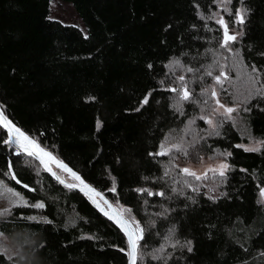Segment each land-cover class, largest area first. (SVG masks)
Instances as JSON below:
<instances>
[{
	"label": "trees",
	"instance_id": "16d2710c",
	"mask_svg": "<svg viewBox=\"0 0 264 264\" xmlns=\"http://www.w3.org/2000/svg\"><path fill=\"white\" fill-rule=\"evenodd\" d=\"M53 1L0 0L4 114L140 224L137 264H264V145L237 147L242 125L264 140V96L256 94L264 91V0H231L222 12L239 35L236 67L220 46L219 0H61L73 6L83 28L54 19ZM223 70L229 74L222 97L239 108V124L219 116L216 129L208 130L200 119L203 133L184 155L230 153L214 198L175 167L176 159L156 153L170 132L184 131L191 117L207 112L212 99L204 91ZM182 84L196 89L194 100L205 109L193 97L177 104ZM6 140L0 127V180L29 206H13L0 218V231L22 253L0 255V264H128L121 231ZM9 165L32 191L12 180Z\"/></svg>",
	"mask_w": 264,
	"mask_h": 264
},
{
	"label": "rangeland",
	"instance_id": "374dc122",
	"mask_svg": "<svg viewBox=\"0 0 264 264\" xmlns=\"http://www.w3.org/2000/svg\"><path fill=\"white\" fill-rule=\"evenodd\" d=\"M219 3H220V5H219L220 12L217 13L218 14L217 15V21L220 19H223L228 26L229 33L231 35H235L236 40H237L238 36H239L238 32L236 30L232 29L228 25V22L225 19L224 14L222 13L224 10L227 9V3L228 2H226V0H219ZM52 17L56 20H59L63 24L73 25V26H78L80 28H83L82 22H81L79 16L77 15L75 9L73 8V6L69 3L64 2V1H61V0H54L53 1ZM220 27H221V25H220ZM221 29L223 30L222 27H221ZM235 41L230 43V45H229V49H231V50L228 49V51H230L232 54V59H231V63H230L232 67H236L240 63L238 55L235 51V46H234ZM174 64H176V63H174ZM191 72L192 71H189V73H191ZM222 72L225 75L229 74V72H226V70H223ZM197 74H198V72L194 71L193 77L196 78ZM219 74H220V72L218 74H216V76H218ZM181 76L184 77V80H189L188 76H184L183 74H177L178 78ZM215 77H214V80H215ZM221 81H223V77H221ZM213 82L214 83L208 85L204 91L205 95L207 96V99H212V103L208 107L207 112L200 114L198 117H191L189 120L194 121V123L189 124V122H188V125L186 126L184 131L183 130L181 132L177 131L176 133L170 132L165 137L163 143H167L169 147H171V144H173V143H180L181 144V147H182L181 152L172 151L169 155H167L169 157L170 161L172 162V160L176 159L174 165H175V167H178L181 170L183 168H188L190 171L195 172L196 175H198V176L204 177L206 175L207 176L206 179H201V180H195L194 179L192 182L199 189L205 191L209 196L216 198L220 194V192H219L220 188L219 187H220L221 182L223 180V176H220L218 174V171L213 172V171H209V169H217L218 170L221 164L228 165L227 164V157L225 155H221L222 154L221 152H217L213 156L200 155L196 158L193 156L190 159H186L184 157V155L186 156L188 151H190V149L194 145V143H193V144H191V146L188 149H186L188 147L187 143H189L191 140H193V138L196 135H198L199 133H203V130L200 126L202 123L201 122L202 120H200L201 117L204 118L203 119L204 121L209 120V119L212 121L211 125H209L207 123L208 124V130H215L216 129L217 119L219 116L220 117H226V118L229 117L239 124V120H238L239 108L236 105H234V106L228 105L225 97H222L221 91H222V87L224 84L223 83L217 84L215 81H213ZM183 86H186L188 88L189 92L191 93V97H193L192 101L196 105H199V107H201L202 109H205V106H203V104H200L199 102L194 100L195 95H197L196 94L197 91L192 85L182 84L180 86V90H179L178 94L180 95V92H182ZM213 90L217 93L216 97L211 96V92ZM217 100H219L220 103L223 104L225 107H231L235 110L231 113V115L226 114L224 112V109L219 107V105L217 104ZM189 102H190V100L183 101V100H180L179 98L177 100V104L184 103L186 105ZM186 133H192V135L190 137L186 138L184 136V134H186ZM241 134H242V142L239 145H241L242 148H245V147L258 148L259 150H261L262 146L264 145V140L257 139L253 135H251V133L245 128L244 125H242V127H241ZM189 155L192 156L191 154H189ZM224 171L226 172L227 168ZM0 183H3L4 185L11 187L4 180H0ZM11 188L14 191L22 194L17 189H14L13 187H11ZM23 197H24V195H23ZM13 199L14 198H12L10 196L7 198H4V199H0V213H5L6 209L10 210V208L13 207V204L9 202ZM2 216L3 215H0V218ZM3 249H7V252L4 255H6L8 258H13L16 256H20L22 254L19 245L12 242L4 233H2L0 231V250H3Z\"/></svg>",
	"mask_w": 264,
	"mask_h": 264
},
{
	"label": "snow or ice",
	"instance_id": "6c2138e0",
	"mask_svg": "<svg viewBox=\"0 0 264 264\" xmlns=\"http://www.w3.org/2000/svg\"><path fill=\"white\" fill-rule=\"evenodd\" d=\"M226 2L230 3L231 0H226ZM236 16H237L238 22L242 24L244 22V18H243V15H241V12L237 11ZM217 23H219L221 25V27L223 28V36H222L223 42L221 43L220 46L223 48L229 49L230 43H232L236 40V36L231 35L229 33L228 26L223 19L218 20ZM229 50H231V49H229ZM188 71H192V69L189 68ZM252 72L257 74L256 82H258L259 72L254 65L252 66ZM207 75L211 76L212 73L208 72ZM221 77H223L224 80L228 79V76L225 75L223 72H221L218 76L215 77V82L217 84H222ZM179 79L181 82H183L184 77L181 76V77H179ZM249 79H253V77L250 75ZM262 88H264V85H262ZM171 91L177 92L178 89L173 88V89H171ZM256 94L264 96V91L257 89ZM250 95H251V93H250ZM211 96L216 97L217 93L213 90L211 92ZM179 99L183 100V101H188V100L192 99L191 93L189 92V90L186 86H183V90H182V92H180ZM204 102L207 103V101H204ZM145 103H147V100H145ZM217 104L219 105V107L223 108L224 112L228 115H231V113L235 110L231 107H225L223 104L220 103L219 100H217ZM178 110L181 111V114H182V109H178ZM201 119H204V118L201 117ZM205 122L208 123L209 125L212 124V121L210 119L206 120ZM191 123H194V121H189V124H191ZM0 125L7 128L9 133H14L16 136L15 141H7L6 140V141H4V143L19 144V146L24 150V152L28 156L39 159L42 164H45V170L50 171V169L47 167L46 161L44 160V157H48V159H50V160L53 159L49 153L44 152L43 149H41L39 147V145H37L34 141L30 140L23 132L20 131V129L15 128L11 124V122L8 121L7 118L3 116L2 113H0ZM237 147H241V145H237ZM159 148H160V150L156 153V155H159V156H167L172 151H176V152L182 151V147H181L180 143H173V144H171V147H169L167 143H162V144H160ZM244 150L245 151H258L259 149L258 148L245 147ZM221 155H230V153H222ZM56 164H57V167L61 168L63 171L70 173V175L73 177V179L79 181L80 184L83 185L82 190H86L87 193H91L94 196L100 195L99 193L95 192L94 189L90 188L87 184H84L83 180H81L80 177L78 175H76L75 172H72V170L70 168H68L66 165H64L58 161L56 162ZM227 167H228V165L221 164L218 170L217 169H209V171H213V172L218 171V174L220 176H224L225 175L224 170ZM181 171L187 176H192L195 180H201V179L207 178L206 175L204 177L196 175L195 172L190 171L188 168H183ZM9 173H11V165H9ZM52 175L56 176L55 173H52ZM165 175H167V172L165 173ZM12 179L16 180L14 173H12ZM56 179L59 180L60 183H62V184L64 183V181L60 180V178L58 176H56ZM16 182L20 183L19 180H16ZM65 186L69 187V188L75 187V185H65ZM24 187H27V185H24ZM28 190L32 191L33 189L29 188ZM144 191H146V189ZM148 194L152 195L151 192H149ZM157 194L161 195V196L164 195L163 192H160ZM9 196L14 198L13 200L9 201L10 203L13 204V206H22V207L29 206L28 201L23 197L22 194L14 191L11 187H8V186L4 185L3 183H0V199L7 198ZM260 196L264 197V188H262L260 190ZM101 199H103V197H101ZM262 202H264V201H262ZM93 203L96 204V206L98 208H100V205L98 203H96L95 200H93ZM104 204H106L109 209H112V205L109 204L107 200H104ZM32 207L37 208V209H42L44 207V205L42 203H36V204H33ZM100 210L102 212H104V214L106 216H108V218L110 220H114V222L117 223V225L120 227L121 231H123L124 235L127 237V250H126L125 254L128 258V264H137L138 259H143V253L139 252V249L141 247L139 242L144 239V229L141 228L140 224L138 222H136L134 220V218H133L132 223H130L128 220L123 219V217L120 213H114V214L110 215L108 212L104 211L103 208H100ZM8 211L9 210L6 209L5 213ZM128 211L130 212L131 209H128ZM5 213H0V215H4ZM31 219H35V217H32ZM44 222L47 223L49 221L45 220ZM133 223L135 224V227H132ZM162 250L163 249H156L155 251H162ZM190 250L191 249L189 248V251ZM121 251H125V250L121 249ZM6 252H7V249L0 250V255H4ZM150 255H152V254L150 253ZM158 258L159 257H156L155 255H153V259H158Z\"/></svg>",
	"mask_w": 264,
	"mask_h": 264
},
{
	"label": "water",
	"instance_id": "95a60500",
	"mask_svg": "<svg viewBox=\"0 0 264 264\" xmlns=\"http://www.w3.org/2000/svg\"><path fill=\"white\" fill-rule=\"evenodd\" d=\"M0 113H2L3 114V116L4 117H6L7 118V120L8 121H10L11 122V124L15 127V128H18L5 114H4V112L2 111V109H1V107H0ZM0 127H2L6 132H7V135H8V138H9V140L10 141H15L16 140V136H15V134L14 133H9V131H8V129L7 128H5V127H3L2 125H0ZM18 129H20V128H18ZM20 131L21 132H23L21 129H20ZM24 133V132H23ZM30 140H32V141H34L37 145H39V147L41 148V149H43V151L44 152H47V153H49L50 155H51V157L53 158V159H48V157H44V160L46 161V163H47V167L50 169V171H48V170H45V164H42L41 162H40V160L39 159H36V158H34V157H32L33 159H35L41 166H42V168L53 178V179H55L57 182H59V180H57L56 179V176H58L59 178H60V180H63L64 181V183L62 184V185H75V187H72V188H70V189H73V190H76V191H78V192H80V193H82L85 197H87L92 203H93V200H95L96 201V203H98L99 205H100V208H103L104 209V211H106V212H108L110 215H112V214H114V213H120L121 215H122V217H123V219H125V220H127L126 218H125V216H124V214H123V211L122 210H120V209H118L109 199H108V197L106 196V195H104L101 191H99L98 189H96L94 186H92L90 183H88L86 180H84V178L79 174V173H77L76 171H74L68 164H66L64 161H62V160H60V159H58L52 152H50V151H48V150H46L45 148H43L36 140H34V139H32L30 136H28L26 133H24ZM22 153H24V154H26L25 152H24V150L19 146V144H16V143H13ZM27 155V154H26ZM60 162V163H62V164H64V165H66L68 168H70L71 170H72V172H75L76 173V175H78L79 177H80V179L81 180H83V182H84V184H87L90 188H92V189H94L95 190V192H97V193H99L100 195L99 196H94V195H92L91 193H87V191L86 190H82L83 189V185H81L80 184V182L79 181H77V180H75V179H73V177L70 175V173H68V172H66V171H63L61 168H59V167H57V164H56V162ZM58 169V170H61V171H63L64 173H66L70 178H72L74 181H75V183H73V182H71V181H69V180H67L66 178H64V177H62L58 172H57V170L56 169ZM12 173H14V171H13V169H12V167H11V178H12ZM52 173H55L56 174V176H53L52 175ZM15 174V173H14ZM15 177H16V175H15ZM13 180V179H12ZM16 180H18V178L16 177ZM16 180H13L18 186H20V187H22V188H24V189H29V187L27 186V187H24V185L25 184H23V183H17L16 182ZM60 183V182H59ZM66 187V186H65ZM67 188H69V187H67ZM101 197H103V199H101ZM104 200H107L108 201V203L109 204H111L112 205V209H109L108 207H107V205L106 204H104ZM93 205L95 206V208H96V210L103 216V217H105L110 223H112L119 231H121V229H120V227L117 225V223H115L114 222V220H110L109 218H108V216H106L105 214H104V212H102L101 210H100V208H98L97 206H96V204H94L93 203ZM130 222V221H129ZM131 223V222H130ZM132 227H135V225L134 224H132ZM121 233L124 235V232L123 231H121ZM125 236V235H124ZM126 237V236H125ZM126 239H127V237H126ZM138 262V261H137Z\"/></svg>",
	"mask_w": 264,
	"mask_h": 264
}]
</instances>
